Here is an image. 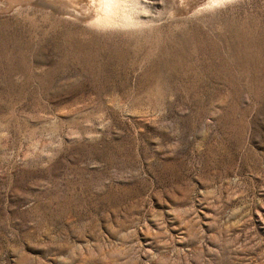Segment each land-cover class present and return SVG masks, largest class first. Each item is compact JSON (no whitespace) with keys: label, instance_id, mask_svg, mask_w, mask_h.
<instances>
[{"label":"rangeland","instance_id":"rangeland-1","mask_svg":"<svg viewBox=\"0 0 264 264\" xmlns=\"http://www.w3.org/2000/svg\"><path fill=\"white\" fill-rule=\"evenodd\" d=\"M146 1L0 0V264H264V0Z\"/></svg>","mask_w":264,"mask_h":264},{"label":"bare ground","instance_id":"bare-ground-1","mask_svg":"<svg viewBox=\"0 0 264 264\" xmlns=\"http://www.w3.org/2000/svg\"><path fill=\"white\" fill-rule=\"evenodd\" d=\"M153 1H152V3H153ZM158 1L160 2V0H158ZM183 1H185V0H183ZM189 1H191V0H188V2ZM214 1L217 2L219 0H209L207 2H209V4H210L211 2H214ZM220 1H222V0H220ZM43 2L47 7L51 8V10H53L54 12H56L59 15L67 16V17L76 19L77 21L88 23L91 26L93 25L96 27H106V28L107 27L108 28L109 27L110 28L111 27L112 28L113 27H117V28H119V27H124V28L125 27H132V28L133 27H135V28L139 27V29H140V27L142 25L145 26L147 21H149V20L151 21V19H152L151 18L148 20L145 17L146 13L142 14L140 12L141 10L144 11V9H146L147 6H149V4L147 3L146 0H144V1L143 0H43ZM181 2H182V0H181ZM181 2H180V0L179 1L173 0V2H172L173 5H171V6L173 7L174 11L179 9V8H180L179 10L182 9V7H180V5H182V3H184V2H182V3ZM193 2H194V0H193ZM158 4H160V3H158ZM193 5H194V3H193ZM150 6H152V5H150ZM185 8H184V11H185ZM195 8H197V7H195ZM186 9H188V8H186ZM179 12L180 11H178V13ZM151 25H150V27H151ZM142 28H144V27H142Z\"/></svg>","mask_w":264,"mask_h":264}]
</instances>
